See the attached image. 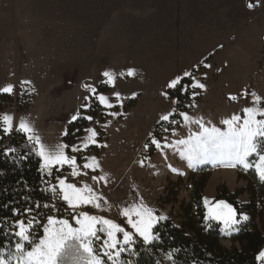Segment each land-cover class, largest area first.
<instances>
[{"label": "rangeland", "instance_id": "374dc122", "mask_svg": "<svg viewBox=\"0 0 264 264\" xmlns=\"http://www.w3.org/2000/svg\"><path fill=\"white\" fill-rule=\"evenodd\" d=\"M148 1L151 3L150 0ZM144 2L145 0H141V3L137 4L141 6L138 7L131 5L135 4L132 0H100L101 18L108 15L112 20L110 22L114 23L112 26L114 28L107 29L106 25H101L99 67L97 64H94L93 68L91 64L88 68L85 67L83 85L85 83L94 85L97 93L108 96L115 107L106 108L95 96H92L90 91L83 86L79 87L74 100L77 101L76 106L79 108L72 114L86 110L81 105L85 103L84 97L88 96L90 97L88 103L91 104L92 99L97 100L106 109V115L103 121L99 118L93 119L85 128L83 135L71 144L70 153H67L69 156L77 157L78 170L81 174L73 177L70 166H57L60 172L59 178H67V182L74 183L78 187L86 183L107 200L106 204L102 202L101 209L88 205L79 208L78 212L87 211L91 215L105 216L132 232L135 230L127 224V217L121 214L123 204L129 206L142 201L157 214L167 216L174 224H181L185 218L181 204L189 202L190 183L187 182V177L197 168L208 167L209 172L203 190V199L206 197L213 202L224 200L215 199L216 188L220 185H224L230 192L247 186V180L239 177V170L242 169L240 167L228 168L213 165L210 161L189 167L187 159L180 155L178 149L164 147L165 143L173 144L178 139H187L189 135L199 131V126L186 125L181 116L175 118L176 124L160 120L162 115L176 108L177 103L173 101L177 99L163 95L170 89L167 87L170 81L161 82V76H156L158 65L155 66V60H165L167 63L172 61L176 57L177 48L184 44L203 47L199 53L189 56L191 61L187 67H190L188 72L192 73L189 77L190 95L185 103L186 110L182 112L188 113L193 118L202 117L209 127L215 125L223 129L225 127L221 124L223 119L230 118L233 114L243 115L242 109L253 105V93L262 98L261 105H264V0H259V3L257 0H169L162 7L144 5ZM249 2L255 6L249 8ZM139 30L145 31L146 36L143 33V37L139 39L143 41H136L137 44L134 45L130 37L132 38ZM191 32L196 34L194 39L189 37L193 34ZM207 32H216L225 36L223 43L218 39L214 40L221 46L208 54V58V55L201 56L207 50V46H210L207 42ZM241 37L244 41L247 37L254 39V50L248 60L242 58L245 50L241 49ZM244 46L248 52L252 51L251 42L246 41ZM167 49L171 52V56L165 54L168 53ZM109 59L117 60L109 62ZM106 62L107 64H104ZM168 66L169 64L164 65L167 68ZM128 69H135L136 74L128 76ZM105 70L117 74L115 88L102 83L106 79L102 76ZM120 73L124 75L120 76ZM193 77L206 87L204 89L191 87L194 82ZM135 80L144 82L135 85L133 83ZM16 90L18 93L23 92L19 88ZM114 91H119L123 97H126L122 106L116 103V98L112 95ZM133 92L137 93L135 97L131 95ZM230 95H235L237 99H230ZM28 97L25 95L26 100H29ZM127 105L131 107L126 108ZM5 111L10 112L11 115L23 113L29 111V105L24 109L4 106L2 114ZM113 111L120 114L110 115L109 113ZM41 113L40 109L36 111L37 115ZM28 122L33 127L34 134L51 149L49 143L51 141L47 138L50 135L52 138L54 135L56 137V133H53L54 131L59 133L57 127L51 128L49 135L47 133L49 125L46 123L37 125L35 120ZM89 128H94L98 133L96 136L98 143L83 148L89 135L86 130ZM163 128H167L168 131H163ZM150 133L160 141L161 148L151 143ZM61 143L66 145L63 136L53 141L52 149ZM145 144H148L147 148ZM72 146H77L81 150L72 152ZM93 156L99 162L100 168L85 169L83 165ZM172 168L179 169V172H173ZM93 176H105L106 179L93 180ZM237 200L240 203L247 202L248 195L240 194ZM69 211V216L60 218H69L73 214L70 209ZM72 223L75 226L74 221ZM42 235L43 228L36 239L38 240ZM221 243L230 246L231 235H222ZM6 250L14 251V247ZM7 254L8 251H5V255ZM258 264H264V260H259Z\"/></svg>", "mask_w": 264, "mask_h": 264}, {"label": "snow or ice", "instance_id": "6c2138e0", "mask_svg": "<svg viewBox=\"0 0 264 264\" xmlns=\"http://www.w3.org/2000/svg\"><path fill=\"white\" fill-rule=\"evenodd\" d=\"M259 3V0H257ZM255 5L252 2L248 3V7L252 8ZM210 67V65H206ZM135 69H128L127 75L134 76ZM123 76L124 73H120ZM102 76L106 79L102 81L107 85L115 88L117 74L111 70H105ZM192 73L185 71L182 76L177 75L170 80L167 87L176 88L181 83L184 77H191ZM191 87L204 89L206 86L199 80L193 77ZM23 84H30V81H24ZM14 85L9 84L0 88V92L12 93ZM83 87L90 91L92 96H95L100 104L106 108H114L115 105L110 102L109 97L103 93H97V88L85 83ZM183 91H187L185 86ZM112 95L116 98V103L122 106L123 97L119 91H114ZM132 97L137 93L133 92ZM167 97L168 93H163ZM196 95V93H193ZM253 95V105L242 109L243 115L233 114L230 118L223 119L221 124L225 127L219 128L215 125L207 126L203 118H193L186 112H179L186 125L197 124L199 131L192 133L187 139H178L173 144H164V147L178 149L180 155L188 161V166L193 167L194 164L210 161L213 165H219L228 168L240 167L244 171L254 170L258 180L264 183V105H261V97ZM232 100H236L235 95H230ZM85 103L82 108H90L88 103L90 97H84ZM177 103V101H173ZM176 109L164 114L160 117L161 121L176 124L173 113ZM112 116L120 113L111 112ZM81 118V112L77 111L71 121H76ZM84 119L91 121L92 116H83ZM14 117L11 114H0V131L4 135H10L13 131L21 132L26 135L30 143H34L32 151L40 158V172L51 175L53 168L68 165L71 167V175L73 177L80 175L77 165V157L69 156L66 152L67 145L61 143L54 149H49L43 144L41 138L34 134V129L30 122L21 118L18 125L14 127ZM211 122H209L210 124ZM163 131H168L163 128ZM89 135L83 144V148H87L90 144H97L96 136L98 133L94 128L86 130ZM64 135H67L65 131ZM150 136L152 134L150 133ZM151 143L157 148H161V143L155 136H152ZM148 144H145V148ZM72 152L80 151L77 146H72ZM15 148H5L3 153L5 156L15 153ZM28 159L27 156L21 158L20 162ZM89 162L85 163V169H98L100 164L96 157L88 158ZM171 167V166H169ZM173 172H179V169L172 168ZM183 174V173H180ZM93 180H105V176L92 177ZM43 189L44 193L51 195L52 199L59 198L63 200L68 209L73 213L69 218H60L57 216H48L46 224L43 225V235L37 240L33 235L34 228L40 223L35 216H32L33 211H38L41 208H55V205L49 203L41 204L40 201H32L30 196H24L22 199L28 205L26 207H15L13 202L0 205V208L8 209L11 207L12 218H0L2 223L0 227L10 226L13 231L8 235H14L18 238L14 245V251L0 248V264H134L132 260L122 259L123 253H128L130 256H137L139 253L135 250L136 238L139 237L144 246H152L161 240V234L154 229L168 219L167 216L157 214L153 209L149 208L142 201L139 204L125 206L121 210V214L127 217V224L135 231H128L125 227L116 223L114 220L106 218L102 215H91L87 211H77L82 206L91 205L97 209L102 208V202L107 203V200L102 194L94 190L88 184L78 187L74 183L67 182V178H57L56 184H48ZM25 188L27 185L25 184ZM203 204L206 209L204 221L207 227H211V222H218L221 235L230 236L234 232L239 231V225L243 221L249 219L248 215L243 211L237 210L233 204L225 200L210 201L208 198L203 199ZM34 205V207L32 206ZM58 211V209H57ZM67 211V209H66ZM16 217H26L24 219H15ZM30 217V218H28ZM74 221L75 226H73ZM5 251L8 254L5 255ZM181 249H173L165 254L164 259L170 264H176L175 253ZM257 260H264V250L257 255ZM156 264H160L159 261ZM198 264V262H196Z\"/></svg>", "mask_w": 264, "mask_h": 264}, {"label": "crops", "instance_id": "0c3cea01", "mask_svg": "<svg viewBox=\"0 0 264 264\" xmlns=\"http://www.w3.org/2000/svg\"><path fill=\"white\" fill-rule=\"evenodd\" d=\"M168 1L150 0L149 3L145 0L144 5L162 7ZM132 2L135 4L131 5L141 6L137 5L141 0ZM100 5V0H0V88L12 84L15 86L14 91L19 88L29 96L25 107L29 105V111L12 114L15 125H18L21 118L27 121L35 120L37 125L38 123L49 125L47 131L49 135L51 128L57 127L59 133L54 131L55 139L64 136L67 123L74 115L72 113L79 108L76 106L77 101L74 100L79 87L83 86L85 67L88 68L90 64L91 68L94 64L99 67L101 25H106L107 29L114 28L112 27L114 23L110 22L108 15L101 18ZM143 33L146 36L145 31H136L133 37H130V41L134 45L142 42L143 39L140 41L139 39L143 37ZM195 36L194 33L189 35L192 39ZM217 39L223 43L225 36L207 32V42L210 46H207L206 53L201 54L202 57L221 46L214 41ZM245 39L247 40L244 41L241 37L240 45L242 51L245 50L242 52V58L248 60L255 44L253 38ZM246 41L252 43L253 48L250 52L244 46ZM185 45L187 44L177 48L176 57L174 59L171 57L172 61L168 63L165 60L154 61L155 66L158 65L156 76H161V82L170 81L177 75L182 76L190 68L187 67L191 61L190 54L199 53L203 49L190 43L187 47ZM167 52L165 54L171 56L168 49ZM163 54L164 52L162 56ZM166 64H169L168 68L164 67ZM24 81L31 83L23 84ZM140 82L144 81L135 80L133 83L140 85ZM1 94L9 93L0 92ZM38 109L42 111L39 115L36 114ZM5 113L11 114L8 111ZM54 138L51 135L47 138L51 141L49 142L51 149Z\"/></svg>", "mask_w": 264, "mask_h": 264}, {"label": "trees", "instance_id": "16d2710c", "mask_svg": "<svg viewBox=\"0 0 264 264\" xmlns=\"http://www.w3.org/2000/svg\"><path fill=\"white\" fill-rule=\"evenodd\" d=\"M190 78L184 77L176 88L168 89L167 93L177 99L176 111L171 119L179 118V112L186 110L185 103L190 95ZM187 86V91L182 89ZM21 96V102L17 109H24L28 103L25 99V92ZM10 94L0 95V114L4 106L3 101H8ZM91 107L81 111V118L70 121L67 125V135L63 136V141L68 146L67 153H70L71 144L75 143L84 133L93 119L99 118L103 121L106 109L97 100H91ZM131 107L127 105L126 108ZM90 115L91 121L83 116ZM162 122H160L161 124ZM15 148V153L5 156L3 149ZM34 144L30 143L26 135L13 131L10 135H4L0 131V205L13 202L15 207L28 206L22 199L30 196L32 201H40L41 204L49 203L55 208L33 211L40 223L34 228L33 235L37 238L42 232L43 225L47 217L56 215L58 217L69 216L70 211L65 202L59 198L52 199L51 195L44 193L43 189L48 184H55L60 175L57 167L53 168L51 175L40 172V158L34 154L32 149ZM27 156L28 159L20 160ZM208 167H200L191 171L187 177L190 183L189 202L182 203L181 209L185 218L181 224H174L170 219L161 222L154 231L161 234V240L152 246H144L141 239H136L135 250L137 256H130L128 253L122 254V259L132 260L134 264H170L164 259L167 252L173 249H181L175 253L176 264H258L257 255L264 248V183H261L254 170H239V177L247 180V186L234 192H230L224 185L216 188L215 199H224L234 205L238 212L243 211L248 214L249 219L242 222L238 227L239 231L231 235V245L225 246L221 243L220 224L211 222V227H207L204 221L205 207L203 204V190L209 177ZM25 184L27 188H25ZM246 193L248 201L240 203L237 197ZM34 207V205H32ZM58 209V211H57ZM67 209V211H66ZM11 207L0 208V218H12ZM26 217H16L24 219ZM30 218V217H28ZM2 223V220H0ZM13 231L10 226L0 227V248L11 249L18 238L8 235Z\"/></svg>", "mask_w": 264, "mask_h": 264}, {"label": "built area", "instance_id": "2783aa9c", "mask_svg": "<svg viewBox=\"0 0 264 264\" xmlns=\"http://www.w3.org/2000/svg\"><path fill=\"white\" fill-rule=\"evenodd\" d=\"M24 94L23 92L18 93V90H15L13 92V94L11 95V99H9L8 101H3L2 105L3 106H13V108L17 109V107L19 106V103L21 102V95ZM26 100V99H24Z\"/></svg>", "mask_w": 264, "mask_h": 264}, {"label": "bare ground", "instance_id": "6f19581e", "mask_svg": "<svg viewBox=\"0 0 264 264\" xmlns=\"http://www.w3.org/2000/svg\"><path fill=\"white\" fill-rule=\"evenodd\" d=\"M121 206L125 207V206H127V205H124V204H123V205H121ZM121 209H122V208H121Z\"/></svg>", "mask_w": 264, "mask_h": 264}]
</instances>
